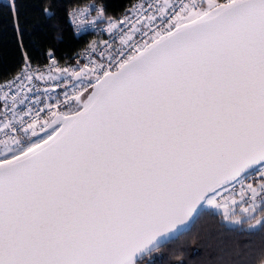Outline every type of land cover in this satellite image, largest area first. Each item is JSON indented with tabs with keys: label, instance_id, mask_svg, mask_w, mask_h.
I'll return each instance as SVG.
<instances>
[{
	"label": "snow or ice",
	"instance_id": "6c2138e0",
	"mask_svg": "<svg viewBox=\"0 0 264 264\" xmlns=\"http://www.w3.org/2000/svg\"><path fill=\"white\" fill-rule=\"evenodd\" d=\"M27 2L8 3L23 62L0 83V264H155L213 216L246 228L240 264L264 258V0H163L120 18L101 0L92 23L109 38L86 46L99 56L69 68L46 50L47 78L24 45ZM41 3L59 19L58 0ZM61 75L75 83L37 108L34 82Z\"/></svg>",
	"mask_w": 264,
	"mask_h": 264
},
{
	"label": "trees",
	"instance_id": "16d2710c",
	"mask_svg": "<svg viewBox=\"0 0 264 264\" xmlns=\"http://www.w3.org/2000/svg\"><path fill=\"white\" fill-rule=\"evenodd\" d=\"M136 0H103L108 14L116 17L124 14ZM58 20L45 21L39 8L45 5L41 0H28L21 9V27L24 45L32 58L33 64L46 61L45 52L54 49L57 61L64 63L82 51L89 35L76 37L69 22V12L89 2L97 4L101 0H58ZM67 12V17H65ZM8 15V4L0 2V82L9 80L20 71L23 62L21 49L17 44V34L13 30ZM261 207H264L261 206ZM261 209L258 211L260 215ZM249 237L245 228L228 231L219 217H205L184 236L159 252L153 253L155 264H240L247 257L250 249L245 247ZM255 239V238H253ZM257 264H264V258L257 254Z\"/></svg>",
	"mask_w": 264,
	"mask_h": 264
},
{
	"label": "built area",
	"instance_id": "2783aa9c",
	"mask_svg": "<svg viewBox=\"0 0 264 264\" xmlns=\"http://www.w3.org/2000/svg\"><path fill=\"white\" fill-rule=\"evenodd\" d=\"M0 1H3L6 4L9 3V0H0ZM147 2H151L154 5H157V4L162 3L163 0H136L132 5L135 4V5L139 6L140 4H146ZM178 2H180V0H170V3L175 4ZM185 2H188L190 4L195 3L196 6H199L201 4V0H185ZM99 5L100 4H97L94 2H89L82 7H77V8L72 9L68 15V22H69L75 36L79 37V36L89 35L90 39H89L88 43L90 41H93V40H100V39H108L109 38L108 33L104 31V29L106 28V22L104 20H98L95 25L92 23V21L96 18V8L99 7ZM132 5L130 8H132ZM85 9H88V11H84ZM132 12H133V14H135L136 9L133 8ZM73 13H75V15H73ZM122 16H123V14L117 16V18H120ZM98 56H99V49H97L96 52H93L91 49L85 47L82 51L75 54L71 58L70 61L64 62V63H61L59 61L58 62H59V66H61V67L71 68L74 66V61L77 59L81 60L83 63H86L89 59H94V58H97ZM50 63L51 62L46 59V61L42 64H39V65L33 64V67L39 68L44 73L45 77L47 78L49 72H48V69L44 66L48 65ZM39 74H40L39 72H34V75H39ZM52 74L55 75V73H52ZM13 78H14V76L12 78H10L9 80H6V81H10ZM64 79H66V77L61 75L59 80H57V81H47V82L35 81L34 82L36 84V87L40 89L39 92H35V95L39 96L41 101H42L41 104L36 105L37 108L41 107L44 102H48V103L53 102V100L51 98L54 96L59 98L61 88L67 87L70 89L72 87V84L75 83L74 81H72L67 86H65L63 84ZM0 83H3V82H0ZM57 84H60V88H57V90L55 92H53V91L45 92L44 91L45 88L52 89ZM25 91H26V88H25ZM0 94H2V91H0ZM29 96H30V99H32V95L29 94ZM2 103L3 102L0 101V105H2ZM25 103L28 104L29 102L26 101ZM1 147H3V146L0 145V148ZM237 191H238V186H237ZM245 200H247V202H250V200H248L247 197H245ZM257 201H260L259 198L257 199Z\"/></svg>",
	"mask_w": 264,
	"mask_h": 264
},
{
	"label": "rangeland",
	"instance_id": "374dc122",
	"mask_svg": "<svg viewBox=\"0 0 264 264\" xmlns=\"http://www.w3.org/2000/svg\"><path fill=\"white\" fill-rule=\"evenodd\" d=\"M2 148H3V147H1L0 150H2ZM237 199H238V201H239V197H238V196H237ZM249 203H251V201H250V202H247V200H245V201H241V202H239V203L235 206V207H236L235 215L240 216V217H242L243 219H248V218L250 217V215H252L251 210H250V213H249V214H244V213H242V212L240 211V208H241L242 205H243V206H247V204H249ZM256 203H257L258 205H261V206L264 205V204H262L260 201H256ZM259 209H260V207L257 208V212L255 213V215H257V216H259V215H258V211H259ZM245 229H246V228H245Z\"/></svg>",
	"mask_w": 264,
	"mask_h": 264
},
{
	"label": "bare ground",
	"instance_id": "6f19581e",
	"mask_svg": "<svg viewBox=\"0 0 264 264\" xmlns=\"http://www.w3.org/2000/svg\"><path fill=\"white\" fill-rule=\"evenodd\" d=\"M1 3H4L3 1H0ZM6 4V3H5Z\"/></svg>",
	"mask_w": 264,
	"mask_h": 264
}]
</instances>
